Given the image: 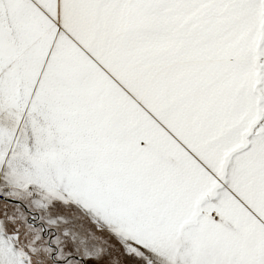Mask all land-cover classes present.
Segmentation results:
<instances>
[{
  "label": "snow or ice",
  "instance_id": "obj_1",
  "mask_svg": "<svg viewBox=\"0 0 264 264\" xmlns=\"http://www.w3.org/2000/svg\"><path fill=\"white\" fill-rule=\"evenodd\" d=\"M0 264H264V0H0Z\"/></svg>",
  "mask_w": 264,
  "mask_h": 264
}]
</instances>
